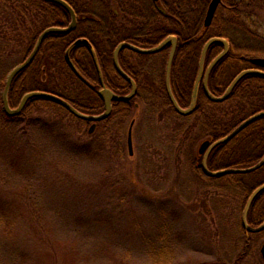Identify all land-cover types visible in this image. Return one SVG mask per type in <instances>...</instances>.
<instances>
[{"label": "rangeland", "instance_id": "obj_1", "mask_svg": "<svg viewBox=\"0 0 264 264\" xmlns=\"http://www.w3.org/2000/svg\"><path fill=\"white\" fill-rule=\"evenodd\" d=\"M151 1L144 0L147 5ZM190 1L194 8V1ZM12 14L23 18L16 12ZM30 18V14L25 15L26 22ZM260 21L264 23L263 19ZM117 24L128 30L135 27L126 19ZM0 25L4 31L0 34L1 95L9 72L24 61L26 30L21 25L16 30L12 22L3 20ZM119 36H111V42ZM166 50L149 56L122 51L137 78L140 96L135 103L142 107L131 130L132 155L127 148L131 119L121 132V120L117 117L88 135L90 124L84 125L76 119L60 122L63 116L60 112L41 110L30 114L40 119L38 127L32 129L33 141L29 142L19 127H0V174L9 166L8 160L13 159L24 175V179L11 176L7 180L0 176V264H18L22 255L36 256L40 242L34 226L44 220L47 224L43 223L46 229L42 235H47L52 245L60 251L71 248L82 252V260L76 261L71 255L72 264H150L146 241L154 242L163 225L168 228L172 264L210 261L232 264L242 248L244 209L237 202L238 191L233 186L212 182L213 187L205 188L185 165L181 135L190 128L196 131L202 117L201 114L174 116L159 107L161 100L156 89L164 79L169 51ZM75 59L81 61L83 57L77 54ZM45 66L42 61L40 70L48 67ZM193 70L189 58L181 61L176 73L179 85L191 82ZM232 70L230 66L223 68L217 84L227 81ZM50 72V75L41 72L37 79L46 85L54 80L53 86L66 93L68 86L52 69ZM69 91L73 98L81 97L75 88ZM120 142L124 157L120 155ZM234 147L235 152L225 160L230 166L247 165L253 159L252 148H242L239 144ZM86 151L89 155H83ZM255 173L258 174L250 175L252 180L264 179V168ZM44 175L46 181H42ZM26 185L36 189L37 194ZM23 186L44 206L38 221L27 213L23 196L16 194ZM11 207H15L13 211ZM94 211L102 216L95 217L96 223L92 224ZM77 218L83 225L74 223ZM2 219L7 223H1ZM87 221L88 225H84ZM69 226H77L75 236H68ZM261 237L256 247L258 253L250 264H264L259 253L264 235ZM36 260L31 259L29 264H38Z\"/></svg>", "mask_w": 264, "mask_h": 264}, {"label": "trees", "instance_id": "obj_2", "mask_svg": "<svg viewBox=\"0 0 264 264\" xmlns=\"http://www.w3.org/2000/svg\"><path fill=\"white\" fill-rule=\"evenodd\" d=\"M66 1H70L77 8L79 22L74 31V35L65 36L54 33L45 39L32 64L19 73L10 86L8 101L12 107L17 106L26 93L45 92L64 99L84 114L97 115L102 113L103 104L97 95V91L100 89V77L105 86L118 95H126L130 91L129 85L118 75L112 64L113 51L121 42H129L139 47L150 48L157 45L168 35L177 36L178 45L172 64L171 84L175 98L181 107H186L189 104L193 83L198 71L200 53L204 44L210 38L221 37L226 39L230 44L228 55L211 70L207 80L208 89L214 95H220L229 85H226L227 82L230 83L237 74L247 69L246 66L248 68L252 67L248 61L250 58H264V23L260 21V19L264 21V0H222L208 28L203 27V19L210 0H193L195 4L194 8H192L190 0H157L155 2L152 0L149 5L144 0H114L113 2L116 4L114 5V11L108 8V0ZM58 6L56 3L43 0H0V22L1 20L3 22H12L15 25L14 29L20 30L19 26L21 25V29L26 30L25 43L22 49L23 59L31 52L38 36L45 29L50 27H63L65 25L63 15L57 10ZM119 7L122 9L120 10ZM13 8L15 9L14 12L20 14L19 16H23V18L13 15L12 13L14 12L11 11ZM99 11L101 12L100 14ZM29 14L31 18L26 22L25 15ZM1 16H3V19ZM121 19H126L127 22L130 21L135 27L128 30L124 25L118 26L117 22ZM154 20L157 22L152 23L151 21ZM1 26L0 34L4 32ZM115 34H120V36L111 42V36ZM72 36L77 39H86L93 49L95 59L92 51L86 44L72 46L76 40L75 38L72 39ZM166 49L161 52L167 51ZM220 51L221 46L213 44L206 54L205 65L209 64ZM124 52H129L130 55H141L126 50ZM124 52H121L119 55L120 65L135 80L137 93L129 101L114 103L111 114L105 120L97 122L92 133H88L87 131L88 135H92L99 127L110 123L117 117L121 120L120 132L123 131L130 119L129 126L133 122V128L137 122V118L141 115L142 107L140 104L135 103L140 96L137 78L136 75L132 74L123 65L125 64L123 62L125 61V57L123 56ZM67 53L77 73L66 63L65 55ZM77 54L83 57L81 61L75 59ZM188 58L194 65L192 80L190 83L185 82L179 85L176 81V73L179 71L181 61ZM1 60L2 49H0ZM42 61L48 67L45 66L46 69L43 68L41 71L40 66ZM229 66L233 70L228 80L218 85V77L221 71L223 68ZM97 68H99L100 73ZM51 69L68 86L65 89L67 91L66 93L59 92L60 88L57 85L53 86L54 80H50V83L46 85L37 79L41 75V72L45 73L46 71L50 75ZM4 85L5 82L3 87ZM74 88L80 92V98H73L71 96L73 94L69 90L73 92ZM157 94L161 100L160 108L168 110L174 116H180L174 110L167 97L164 79H162L158 89H156ZM198 100L197 109L192 116L201 114L200 127L198 125L197 130L194 132L190 128L184 132V135H181L184 143L185 165L189 173H192L196 179L200 180L205 188L213 187L212 182H226L228 185L233 186L238 191L237 202L244 209L252 192L264 184V179L257 178L252 180L250 175L258 174L255 172L262 170L264 165L251 173H236L219 177H209L201 170L200 164L202 163L203 155H199L197 144L200 139V143L205 140L213 143L229 134L245 119L260 111H264V78L258 75L245 76L235 86L227 100L223 102L210 101L202 90L198 96ZM232 102H235L236 105L231 106ZM41 110H56L60 112L63 115L60 117L61 119L59 118L60 122L65 119H76L84 125H89L88 122L77 119L61 106L42 98L30 99L19 115L7 116L2 109L1 94L0 127H19L23 131V136L26 138V141H33L32 129L38 127L37 121L40 118L31 116L30 114ZM176 139H178V135ZM238 144L242 148H252L254 157L247 162V165L238 167L230 166L225 160L235 152L236 148L234 145ZM1 150L0 148V153ZM119 150L120 155L124 157L125 150L121 142ZM85 154L89 155V151L84 152L83 155ZM263 154L264 117L250 124L233 139L216 146L208 155L206 165L211 171L226 168H248L256 164L262 158ZM39 163L41 162L39 161ZM8 165L2 174H0L4 180L10 179L7 177L11 176H19L24 179V175H22L20 168L17 167L16 161L10 159L8 160ZM37 168H39V165ZM46 177L47 175H44L42 181H46ZM78 184L80 185L81 183ZM27 187L32 190L30 186ZM28 188L23 186L21 192H17L16 194H20L21 197L23 196L27 213L38 221L40 215H42L44 206L41 200L38 202L36 197L31 195ZM85 188H88V186ZM32 191L34 194H37L36 189L33 188ZM39 197H41L40 193ZM14 208L11 207L9 209L13 211ZM94 213V216L91 217L92 224L96 223L94 221L95 217L102 216L98 212L94 211ZM44 221L42 223H35L33 220L35 223L34 227L36 228L34 231L39 236L38 240L40 242V249L36 252V256L31 258L30 256L22 255L18 259V264H29L31 259L34 261L35 258L38 264H72V256L76 261L82 260L83 255L81 251L71 248L60 251L57 249V246L50 243L47 235H42L46 229L45 224H47ZM79 221L80 218H77L74 223L81 224ZM263 221L264 191L256 197L247 215V222L251 226H257ZM4 222L7 223L6 219H2L1 223ZM88 223L87 221L84 225H88ZM76 227L69 226L68 236H75L76 232H78ZM241 230L243 231L242 248L232 261V264H244L247 262L250 264V260L258 253L256 247L262 238L261 236L264 235V231L249 234L243 228ZM167 234L168 228L163 225L158 235H156L154 242L146 241L145 249L150 264L173 263V252L168 243ZM43 256L44 258L42 259ZM201 264L225 263L210 261L202 262Z\"/></svg>", "mask_w": 264, "mask_h": 264}, {"label": "water", "instance_id": "obj_3", "mask_svg": "<svg viewBox=\"0 0 264 264\" xmlns=\"http://www.w3.org/2000/svg\"><path fill=\"white\" fill-rule=\"evenodd\" d=\"M43 1L53 2V3H56V4L63 6L69 12V14L71 16V22L69 23V25L67 27H64V28L50 27V28L44 30L39 35V37L37 38L36 43L33 47V50L30 52V54L27 56V58L21 64H19L18 66H16L14 69H12L10 71V73L8 74V76L6 78L4 89L2 92V108H3L4 113L7 116L19 115L30 99L42 98V99L49 100V101L61 106L62 108L67 110L70 114H72L73 116H75L81 120L91 122L92 125L88 129V133H92L94 128H95V123L100 122L109 116L111 109H112V103L113 102L128 101L132 97H134L136 94V84H135L134 80L127 73H125V71L122 70V68L120 67V64H119L118 56H119V53L124 49H128L130 51H133V52L139 53V54H154V53L160 52L161 50H163L167 46L170 48L168 58H167V62H166V68H165V91H166V94H167L173 108L175 109V111L182 116H186V115H188L194 111L195 106H196V99H197V93H198L200 81L202 82L201 83L202 91L204 92L205 96L210 101H212V102H223L229 97V95L231 94L232 90L237 85V83L242 78H244L245 76L258 75V76H261L264 78V58H250L248 61L254 68L241 71L231 81V83L229 84V86L226 88V90L224 91V93L222 95H220V96L213 95L207 87V80H208L209 73H210L211 69L218 62H220L223 58H225L228 55L229 49H230L229 42L226 39L220 38V37H213V38L209 39L204 44V46L201 50L200 59H199L198 75L196 78L195 85L193 87L191 102H190V105L188 108L183 109L178 105V103H177V101H176V99L172 93L171 86H170L171 67H172V63H173V59H174V55H175V51H176V47H177V41H178L177 37L175 35H170V36L166 37L165 39H163L158 45L151 47V48H142V47L133 45V44L128 43V42H122V43L117 45V47L115 48V50L112 54L113 67L116 70V72L127 83H129L131 89H130L129 94H127V95H124V96L116 95L115 93H113L110 89H108L105 86V84L102 81V78L100 77L101 88L98 91V96L100 97V99L103 102L104 111L99 115H87V114L81 113L80 111H78L69 102L65 101L64 99H62L56 95L45 93V92H29L22 97L20 103L18 104V106L16 108H11L9 105V102H8V93H9L10 86H11L13 80L15 79V77L19 73H21L23 70H25L33 62V60L36 57L42 43L47 38V36H49L50 34H54V33L69 32L74 28L75 23H76L75 14L73 13L72 9L63 0H43ZM221 2H222V0H210L209 4L207 6V10L205 13L204 20H203V27L204 28H208L211 25L213 17L215 15V12H216L218 6L221 4ZM80 44H86L89 47V49L92 51V54L94 56V52H93L91 45L84 38L77 39L73 43L72 46H77ZM213 44L220 45L222 47V51L207 66V68L203 74L206 53H207L208 49L210 48V46ZM94 59H95V56H94ZM65 60H66L67 64L69 65V67L77 73L74 65L71 63V61L69 59L68 53L66 54ZM97 69H98V72L100 73L99 68H97ZM261 117H264V111H260L256 114L252 115L248 119L244 120L236 128H234L233 131H231L228 135H226L225 137L213 142L212 144H210V142L208 140L201 142V145L199 146L198 152L200 154H204L202 164H201V169L206 176L219 177V176L227 175V174L250 173V172H253V171L259 169L260 167H262L264 165V155L258 163H256L254 166L249 167V168H243V169L229 168V169H221V170H217V171H211L207 168V165H206L207 157H208L209 153L216 146L231 140L238 133H240L244 128H246L249 124H251L252 122L256 121L257 119H259ZM132 124H133V122L131 123V125L128 129V133H127V148H128L129 155H132V153H133L132 138H131ZM262 191H264V184H262L261 186H259L258 188H256L252 192V194L249 196V198L245 204L244 211L242 214L241 223H242L243 229L246 232L256 233V232H259V231L264 229V222L258 227H251L248 225L247 220H246L247 214L249 212V209H250L253 201L256 199V197ZM260 254H261V258L264 262V245L262 246V248L260 250Z\"/></svg>", "mask_w": 264, "mask_h": 264}, {"label": "flooded vegetation", "instance_id": "obj_4", "mask_svg": "<svg viewBox=\"0 0 264 264\" xmlns=\"http://www.w3.org/2000/svg\"><path fill=\"white\" fill-rule=\"evenodd\" d=\"M71 9H72V11H73V13L75 14V18H76V23H75V26H74V28L71 30V31H69V32H66V33H56V34H59V35H74V31H75V29L77 28V24H78V22H79V19H78V16H77V8L75 7V6H73L71 3H70V1H66V0H63ZM157 1V0H156ZM154 2H155V0H154ZM59 5V4H58ZM107 6H108V8H110L112 11H114L115 9H114V2H113V0H108V2H107ZM58 12L60 13V14H62L63 15V18H64V20H65V25L63 26V27H60V28H64V27H67L68 25H69V23L71 22V16H70V14H69V12L63 7V6H61V5H59L58 6ZM51 35V34H50ZM47 37H49V36H47ZM75 37L74 36H72V39H74ZM76 40H77V38H75ZM43 44V43H42ZM69 46V45H68ZM67 46V47H68ZM41 47H42V45H41ZM40 47V48H41ZM67 49V48H66ZM167 49H168V47H167ZM123 51V50H122ZM131 52V51H130ZM122 59V58H121ZM125 60V59H124ZM122 61H123V59H122ZM125 64H123L124 66H125V68H127L130 72H131V63H130V61L129 60H125V61H123ZM197 73H198V71H197ZM197 76V75H196ZM197 78V77H196ZM196 78H195V80H194V83H193V87H194V85H195V82H196ZM193 87H192V89H193ZM199 94H201V82L199 83V89H198V96H199ZM198 96H197V104H196V107H195V110L192 112V113H190V114H188V115H186L185 117H190V116H192L194 113H195V111H196V109H197V106H198V102H199V100H198ZM190 102H191V98H190V101H189V104H190ZM189 104L186 106V107H188L189 106ZM185 107V108H186ZM262 231H264V229L262 230ZM256 234V233H255ZM264 244V241L262 242V245Z\"/></svg>", "mask_w": 264, "mask_h": 264}]
</instances>
